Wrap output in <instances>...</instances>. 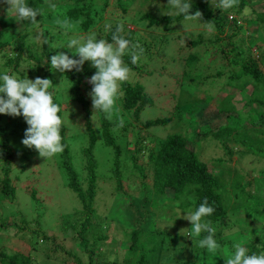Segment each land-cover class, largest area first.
Segmentation results:
<instances>
[{
    "label": "rangeland",
    "instance_id": "rangeland-1",
    "mask_svg": "<svg viewBox=\"0 0 264 264\" xmlns=\"http://www.w3.org/2000/svg\"><path fill=\"white\" fill-rule=\"evenodd\" d=\"M103 1H91L90 11L96 15L86 30L79 27L78 21H70L65 16L56 14L62 11L60 8L69 4V0H51L56 7L51 9L50 15L44 16L39 24L27 28H22L18 21L9 17L11 13H7L8 5L0 2V14L6 15L9 22L3 26L5 32L23 34L21 55L17 59V67L23 72L20 73L6 64V58L13 54L11 45L0 50V72L7 70L21 79L26 77L35 79L39 76L53 82L50 89L53 98L63 104L61 118L65 127L64 141L67 144L69 164L75 169L80 187L82 189L87 187V170L81 152L87 142L81 120L84 112L78 104L68 99V83L63 73L51 69L50 57L62 51V48L71 52L65 47L66 43L78 34L94 32L98 36L101 33L98 29L100 26L123 22L126 29L133 31V44L138 42L143 44L145 40L152 39L154 48L148 56L140 55L137 65L139 68L137 71L130 69L129 79L125 81L130 84L138 82L151 99L150 103L140 110L138 122L129 111L121 108L119 99L116 100L112 119L119 122L122 119L123 123H131L127 131L121 133L116 140L119 149L131 150L138 139L137 135L142 136L144 149L136 156L137 163L145 171L149 169L150 164L146 151L155 148L156 141L168 133L178 132L186 138L187 148L194 150L198 160L205 162L209 171L216 174L226 172L229 180L235 176L241 185L249 181L245 189L252 193L255 185L252 178L264 167V158L241 152L240 147L229 152L227 145H221L209 135L200 136L206 129L224 124L235 125V118L228 119L226 113L217 112L216 104L224 96L232 95L231 100L238 109V115L242 114L245 108L240 107L238 100L240 97L246 98L251 89L249 84L240 89L224 83L229 67L217 51L218 42L215 41L216 35H219L217 30L209 29L208 26L212 24L185 18L166 25L162 22L149 23L144 17L146 14L156 17L176 14L175 9L167 6V0H131L126 11L121 12L122 15L111 10L113 0H107V4ZM48 2H44L43 7H47ZM209 4L213 9H218L216 0H209ZM259 13L264 14V0H246L238 13L226 14L229 26L224 25V30L235 31V36L231 38L235 44L239 37L243 38L244 46L249 48V57L254 58L261 70H264V21L258 20ZM231 17L236 18L238 28L233 26ZM56 20L69 22L66 32L62 26L55 23ZM42 28L45 30L42 31ZM41 32L43 37H40ZM159 39L163 42L160 46L155 42H159ZM190 41L195 44L188 46ZM44 47L46 50H43ZM188 55L194 56L189 64L184 60ZM32 56H38L40 60H34ZM45 58L49 59V64L48 70L44 71ZM85 62L90 75L84 77L81 83L89 100L91 112L89 119L95 130L99 123V111L92 109L91 97L88 95L90 91L86 86L96 69L89 61ZM124 63L126 64L125 61ZM162 117L169 118L164 125H152L148 128L142 126L146 119ZM0 125L4 126L5 145L11 152L8 178L10 184L14 186L11 196L0 193V251L28 255L33 263L38 264H74L71 256L62 255L63 251H70L86 263L87 255L81 250L79 239L75 235V230H79L80 220L74 211L80 209L81 203L75 192L66 185L67 177L60 156L55 154L43 158L34 148L29 149L22 145L21 140L27 127L22 116L0 114ZM111 158V147L100 143V138L96 135L93 148L95 191L91 203L96 217L86 225L85 235L91 245L93 244L91 234L104 236L93 244V247H98L108 261L122 260L124 252L121 246L127 239V231L135 225L142 229L155 228L169 233L167 249L162 251L158 264H179L185 257L194 259L196 262L194 264H202L204 259L208 264H224L222 256L232 251L235 243L243 245L246 236H251L249 234L252 231L261 227L264 229L263 208L258 216L261 220L257 222H250L244 212L227 211L221 224L212 225L216 229L214 238L220 244V249L215 254L210 253L206 248L198 246L199 240L206 233L199 237L193 236V241L190 237L180 235V229L189 228L183 230L189 231L191 227L189 221L177 217L180 211L187 209L171 208L164 210L165 216H162L161 209L151 206V201L157 199V196L150 193V184L146 182L150 174L142 177L123 153L119 169L120 188L117 189L110 172ZM217 159L220 160L219 163L216 162ZM2 163L3 160L0 159V164ZM143 183L147 185L143 187ZM259 183H263L261 187L264 188V181ZM25 187L34 189L35 199L28 195ZM166 191V196H171V192L168 189ZM145 193L150 196V202H143L142 197ZM259 194L263 195L264 192L259 191ZM163 203L166 205L156 206L163 209L170 202L164 200ZM172 222L170 227L165 226ZM2 223L9 224V227H4ZM14 226L21 229L14 233Z\"/></svg>",
    "mask_w": 264,
    "mask_h": 264
},
{
    "label": "trees",
    "instance_id": "trees-1",
    "mask_svg": "<svg viewBox=\"0 0 264 264\" xmlns=\"http://www.w3.org/2000/svg\"><path fill=\"white\" fill-rule=\"evenodd\" d=\"M2 1L3 0H0V2ZM47 1L49 0H26L29 6L35 9H42V14L37 16L38 24L42 21L44 16L50 15V12H52L48 6L43 7L44 2ZM69 1V4L64 8H60L62 11L56 14H61L70 21H78L79 27L82 30H86L92 24L94 15H96L95 12L90 11L92 0ZM129 1L131 0H113L111 10H113V13H120V15H122L121 12L126 11ZM190 2L192 4L190 11H201V21L212 24L214 26L213 28L219 33L215 38V41L218 42L217 51L223 61H225V64L229 67L224 83L230 87H239L240 89H243L248 84L251 86L247 97H240L238 100L240 107L245 108L242 114L238 115V109L231 100L232 95L224 96L219 99L216 104V111L222 114L226 113L228 119L235 118V125L224 124L217 128L206 129L200 136L205 137L209 135L221 145H227V151L229 152L233 148L240 147L241 152L249 153L258 158H264V70H261L254 58L249 57V48L244 46L243 38L239 37L235 44L231 40V38L235 36V31L231 29L224 30V25L229 26V20L226 14L228 12L238 13L243 4L246 3V0H239L238 6L225 11L213 9L209 4V0H190ZM103 3L107 4V0H104ZM81 16L83 18H80ZM144 17L148 19L149 23L159 24L162 22L164 25L184 18L182 15L176 14L170 16L161 15L158 17L146 14ZM257 18L259 21H264V14H257ZM231 21L233 26L238 28L236 18L231 17ZM7 23L9 22L6 19V15L3 16L0 14V50L5 46L11 45L13 54L6 58V64L11 65L13 69H17L22 73V69L17 67V59L21 55L23 34L6 33L3 26ZM19 25H21L22 28L34 26L31 21H22L19 22ZM106 25L108 24H104L98 28L101 30L98 38H104L111 42V32H105ZM116 25L117 23L111 24L113 30ZM44 30L45 29L42 28V31ZM122 35L133 44V31L124 27ZM155 42L158 46L163 43L161 39H159V42ZM136 44L143 49L141 55L147 54L148 56L151 49L154 48L152 39L149 41L145 40L143 44H141V42ZM194 44L195 42L190 41L188 46H193ZM43 50H46V47H44ZM62 51L70 56L73 55L72 52L64 48H62ZM32 58L34 60H40L38 56H32ZM123 59L131 70L137 71L139 68L137 66L138 61L137 63H133L131 56L128 54H125ZM193 59V55H188L184 58L188 64L191 63ZM43 64L44 71L48 70L47 64H49V59L45 58ZM89 75L90 73L86 62L82 66V71L72 70L63 73V77L69 86L68 99L78 104L80 109L84 112L81 120L84 132L87 136V142L81 152L85 159L84 167L87 170V187L85 189L80 187L76 179L75 169L69 164L67 144L64 141L65 127L63 124L61 126V136L64 147L63 151L58 153V155L61 158V164L64 167V173L67 177L66 185L75 192L81 203L80 209L74 211V213L78 215V220H80L79 230H75V235L79 239L78 243L81 246V250L87 255V261L83 263L70 251H63V256H71V260H73L74 264H158L162 251L167 249L169 233L155 228L142 229L139 225H135L127 231V239L121 246L124 252L121 261H116L115 259L108 261L105 258V254L102 253L98 247H93V244L97 243L104 236H95L91 234L90 237L92 238L93 244L91 245L88 243V238L85 235L86 225L91 223L92 218L95 219L96 217L94 209L91 206L95 191V161L93 159V148L96 142V135L99 136L100 143L111 147L112 158L110 172L114 177L115 187L117 189L120 188L119 169L121 154L123 153L142 177L145 178L150 174L146 182L150 184V193L157 196V199H153L150 204L153 208L161 209L160 211L163 213L162 216L164 215V210L171 208L194 209L205 197H207L208 203L215 208V211L211 216L205 217L204 219L211 221L213 226L221 224L220 222L223 221L227 211L244 212L246 217L251 220L250 222L261 220L258 216L260 210L262 208L264 209V194L260 195L259 191L264 192V188L261 187L263 183L259 182L264 181V167L258 171L256 177L252 178V180H254L252 182H254L255 185L251 193L245 189L248 187L249 181L241 185L235 176L232 180H229L228 177H226V172H219V174H216L211 170L209 171L206 163L198 160L194 150L187 148L186 138L180 133L174 132L168 133L164 138L157 140L156 147L146 151V157L150 164L149 169L144 171L143 167L137 163L136 156L138 152L144 149L142 145L143 137L139 136V134L137 135L138 139L134 142L135 145L131 150L122 151L116 143L118 136L121 133H125L128 126H131L130 122L123 123L121 127L117 119L109 120L105 117L103 112L99 111L98 127L94 130L91 125L89 119L91 113L89 100L81 83L82 79ZM86 87L89 91L91 90V85L89 83ZM120 89L121 94L118 99L121 108L129 111L133 119L138 122V114L146 104L150 103V97L147 96L138 82L132 84L122 82ZM53 99L54 102L59 104L61 109L63 106L62 102L55 98ZM58 115L61 117V110ZM168 121V117L151 118L143 121L142 126L148 128L152 125H164ZM4 131V126L0 125V159L3 160V163L0 164V193L11 196L14 191V186L10 184L8 178L9 157L11 156V152L9 147L5 145ZM216 162L219 163L220 160L217 159ZM145 185L147 184H142L143 187ZM227 186L229 187L228 189ZM166 189L171 192V196H166ZM25 191L32 199L36 198L35 191L32 187H25ZM142 199L144 203L150 202L151 200L147 193L143 195ZM164 200L170 202L168 206L163 209L156 206L166 205V203H163ZM2 225L6 228L9 227L7 223H2ZM17 229L21 228L19 226H14L13 232L15 233ZM170 234L175 237L177 236L175 233ZM249 235L251 236L247 235L246 240L243 242V245L248 248L249 253L264 250V229L262 227L258 228ZM257 245L260 247H257ZM33 262L34 261L28 255L24 256L17 253L7 254L0 251V264H38ZM194 262V259L185 257L183 260L179 261V264H194ZM207 262L208 261L204 259L202 264H208ZM62 263H64V261Z\"/></svg>",
    "mask_w": 264,
    "mask_h": 264
},
{
    "label": "clouds",
    "instance_id": "clouds-1",
    "mask_svg": "<svg viewBox=\"0 0 264 264\" xmlns=\"http://www.w3.org/2000/svg\"><path fill=\"white\" fill-rule=\"evenodd\" d=\"M8 5L9 17L18 22L31 21L37 24V16L42 14V9H35L26 0H3ZM239 0H216V8L228 10L236 7ZM48 8L55 9L56 5L49 0ZM167 6L175 9L176 15H182L186 20L201 21L202 13L199 10L190 11L192 4L190 0H167ZM58 26H62L65 32L69 27L67 20H56ZM125 24L118 22L115 29L111 24L105 26V32H111V42L104 38H98L97 34H78L70 38L66 48L73 55L64 51H58L50 57L51 69L64 73L66 71H82L85 61H89L96 69L95 73L88 79L91 90L92 109L103 112L106 118L112 119V112L116 100L120 96V85L129 79L130 68L124 63L123 56H131L132 62L137 63L143 49L138 44H132L126 39L122 32ZM210 30L214 26H208ZM43 37V32L40 33ZM46 42V38H44ZM53 82L48 78L37 76L35 79L19 78L5 70L0 72V114L13 117L22 116L27 124L24 131L22 145L29 149H35L40 157L46 158L63 151L61 126L63 120L58 115L60 106L53 99L50 90ZM123 126V120H120ZM183 211V215H182ZM177 217L190 222V230L180 229V235L190 237L201 236L198 246L206 248L208 252L215 254L220 249V244L215 237L216 229L211 221L205 217L211 216L215 208L208 203L207 197L194 209L182 210ZM173 224H166L170 227ZM193 241V239H192ZM257 247H260L257 245ZM224 258L225 264H264V250L249 253L248 248L241 243H235L233 250Z\"/></svg>",
    "mask_w": 264,
    "mask_h": 264
}]
</instances>
